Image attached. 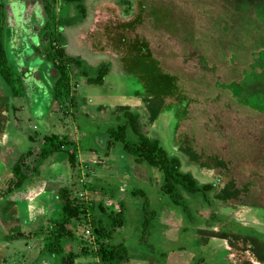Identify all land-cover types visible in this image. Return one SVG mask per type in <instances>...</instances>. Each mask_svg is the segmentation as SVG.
Instances as JSON below:
<instances>
[{
    "label": "rangeland",
    "instance_id": "374dc122",
    "mask_svg": "<svg viewBox=\"0 0 264 264\" xmlns=\"http://www.w3.org/2000/svg\"><path fill=\"white\" fill-rule=\"evenodd\" d=\"M129 1L132 9L125 11L119 0H84V17L70 4L55 3V16H76L57 28L65 52L79 60L78 72L70 75L71 99L53 97L51 64L34 51L43 24L40 0H0L6 56L23 83V94L10 98L0 79V185L12 160L28 147L26 161L32 162L42 135L68 134L75 146L72 167L64 152H55L21 188L0 199V264L32 262L45 218L58 209L61 185L110 210L123 199L125 222L114 239L127 247L124 264H264V103L236 98L238 82L251 84V76L261 75L264 19L254 9L264 0H141L136 11L135 0ZM129 18L132 25L113 27ZM129 43L133 65L143 62L154 75H174L182 99L175 91L148 95L157 76L141 71L148 77L144 85L142 64L123 67ZM100 66L107 68L101 80L87 82ZM124 109L138 112L143 133L179 156L181 171L214 184L206 195L209 204L189 205L193 221L158 193L150 168L134 164L119 142L106 151V129L119 122ZM226 181L232 188L225 198ZM131 188L141 189L155 211L159 227L149 231L152 250L138 242L141 197L130 195ZM210 212L214 215L206 218ZM17 226L30 235L8 239ZM69 244L66 249L78 251L77 240ZM34 264L53 263L45 255Z\"/></svg>",
    "mask_w": 264,
    "mask_h": 264
},
{
    "label": "trees",
    "instance_id": "16d2710c",
    "mask_svg": "<svg viewBox=\"0 0 264 264\" xmlns=\"http://www.w3.org/2000/svg\"><path fill=\"white\" fill-rule=\"evenodd\" d=\"M60 1L65 5L70 4L75 9L76 15L84 17V6L82 5L84 0H40L43 24L39 28V44L33 47L34 51L40 55L41 58L48 60L51 64L54 75V80L51 82L53 97L60 98L69 96V98L72 99L70 93L74 88L70 82V75L78 72L79 60L76 56L68 55L65 52L62 32L58 31L57 28L60 27V23H62V25H70L69 23L75 20L74 18H76V16L74 14L65 19L60 15L55 16L54 5L55 3H60ZM119 1L125 3V11H128L129 8L132 9V4L129 0ZM141 2V0H135L134 5L136 7L134 11L137 10L136 4ZM254 10L259 18L264 19V5L258 3ZM136 15V17H138V14ZM4 23L5 7L4 4L0 2V79L8 89V96L13 98L23 94V83L20 73L8 62L6 56L3 37ZM130 25H132V18L124 21H117V23L113 24V27L124 28ZM53 28L55 31H50ZM124 47V49L122 48L125 53L122 58V64L126 70L129 71L131 66L132 69H134V67L142 64L143 67L139 69V73L141 71H147L151 75L157 76L152 79V85L146 88L148 95H170L175 91L178 95L177 98L182 99L183 94L177 89L174 75L168 73L154 75L152 70L150 71L143 62H136L137 64L133 65L131 54L132 44L129 43ZM262 54H264V50ZM148 55V52H146L144 58H147ZM263 57L257 58L260 60L258 65L262 69L261 75L251 76V84L248 83L244 85L238 82L239 90L236 97L238 100H244L247 104L249 103L251 105L264 103ZM106 70L107 68L105 66H100L97 68V74L94 77H87L85 80L89 83H97L101 80V76L106 73ZM139 78L145 85L148 77L140 73ZM171 95H173V93ZM73 103L75 102H72L71 106ZM118 112L119 122L115 126H110L106 129V151L111 148L114 142H119L121 144V149L130 156L134 164L137 166L143 164L151 169H149V177L153 178L151 181L156 184L155 187L158 193L168 197L171 204H173L172 206H178L183 214L187 216V221H189V219L193 221L191 218L193 216H190L189 213V205L195 203L196 206H199L201 203L209 204L210 200L207 199L206 195L214 190V184L211 182H198L191 173L181 171L179 156L169 154L164 150L156 138L143 133L142 125L139 121L140 114L138 112L126 109L119 110ZM64 145L68 147L65 148ZM74 150V140L70 139L68 134L49 133L42 135L37 154L35 158L32 159L31 163L26 161V158L32 153L29 147L21 151L12 160L9 166V175L0 185V199L7 196L13 190L21 188L26 180L37 174L38 163L43 158L55 152H64L68 166L72 167L75 162ZM222 183H224V181ZM83 187L86 188L87 184L83 183ZM221 187H223V194L226 198L232 186L230 187L226 181L225 185H221ZM129 193L132 196L141 197L139 205L141 214L139 218L138 242L143 244L144 247L152 250L154 248V243L148 242V235L149 231L155 225L158 226V224L154 222L155 211L151 208L147 197L141 189L131 188ZM183 194H187L188 198L183 196ZM197 194L201 195V199L193 197ZM56 196L58 198V209L55 215L46 217L42 225V235L39 237L40 242L38 243L37 259L46 255L52 258L53 264H84L85 262H81V259H89V264H124L126 262L128 258L127 247L121 241H115L114 239V230L121 229L125 222V204L122 198L116 199L117 209L110 210L100 200L94 202L84 200L80 195L71 192L70 186L68 185L58 186L56 188ZM213 197L217 196L213 194ZM213 215L214 214L210 212L206 218L212 217ZM38 224L39 223L36 225ZM86 226L87 228L85 229ZM78 227H82L80 233H78ZM36 228H38V226ZM185 228L186 226L184 223L182 230L184 231ZM85 230L88 231L87 234L84 233ZM29 232V230L24 232L17 226L14 232L8 233L7 238L25 239L30 235ZM33 232L32 230L31 235ZM74 240H77L79 243L77 252H74L71 247L65 248ZM76 257H78L80 261L77 262L75 259ZM34 260H36V258L29 264H34Z\"/></svg>",
    "mask_w": 264,
    "mask_h": 264
},
{
    "label": "crops",
    "instance_id": "0c3cea01",
    "mask_svg": "<svg viewBox=\"0 0 264 264\" xmlns=\"http://www.w3.org/2000/svg\"><path fill=\"white\" fill-rule=\"evenodd\" d=\"M38 12L41 14L42 12H41V9H40V7L38 8ZM64 43V42H63ZM36 53V52H35ZM37 54V53H36ZM71 105V104H70ZM71 107V106H70ZM69 138H71V137H69ZM35 258H36V260H39V258L37 259V255L35 256ZM34 258V259H35ZM48 258L49 259H52V258H50L49 256H48ZM36 260H34V262H36ZM81 262H87V260L86 259H84V260H82ZM88 263V262H87ZM85 264V263H84Z\"/></svg>",
    "mask_w": 264,
    "mask_h": 264
},
{
    "label": "built area",
    "instance_id": "2783aa9c",
    "mask_svg": "<svg viewBox=\"0 0 264 264\" xmlns=\"http://www.w3.org/2000/svg\"><path fill=\"white\" fill-rule=\"evenodd\" d=\"M86 232H88L87 230H85Z\"/></svg>",
    "mask_w": 264,
    "mask_h": 264
}]
</instances>
